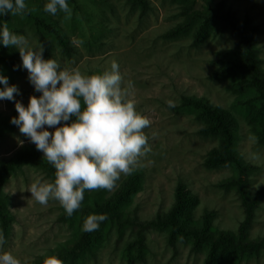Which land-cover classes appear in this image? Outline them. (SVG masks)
<instances>
[{
	"label": "rangeland",
	"instance_id": "obj_1",
	"mask_svg": "<svg viewBox=\"0 0 264 264\" xmlns=\"http://www.w3.org/2000/svg\"><path fill=\"white\" fill-rule=\"evenodd\" d=\"M213 1L221 2L240 20L247 17L256 27L264 69V0ZM149 2L151 10L140 16L126 0H41L68 34L74 51L66 57L54 49L46 56L33 30L22 20L24 31L14 38L18 48L14 85L0 90L3 114L42 97L41 116L0 140V160L23 145L38 144L44 156L54 157L66 181L76 184L92 173L93 186L106 187L107 195L134 170L143 175L142 187L127 209L134 221L120 233L110 230L94 257L82 264H204V252H192L186 242L171 246L165 230L147 225L171 206L179 178L196 195V218L204 210L212 211L213 226L231 232L242 221L238 193L231 184L223 183L233 172L229 167L204 165L217 139L199 135L202 120L193 112L175 108L183 96L203 97L237 120L238 148L252 165L246 185L252 194L260 193L249 234L264 237V145L257 143L245 116L234 107L228 78L214 75L218 52L235 46L238 36L229 31L211 34L197 46L190 35L168 39L163 35L182 19L178 7L169 0ZM96 72L102 73L103 82L93 118L94 142L104 136L119 101L134 112L124 131L136 135L138 141L113 151L100 149L90 165L78 149V130L64 119L67 105L79 96L83 79ZM3 189L14 222L9 236H0V264H32L38 255L71 237L72 229L57 218L72 197L59 193L40 170L24 167ZM139 232L145 242L142 261L134 243ZM239 264H264V255Z\"/></svg>",
	"mask_w": 264,
	"mask_h": 264
},
{
	"label": "trees",
	"instance_id": "obj_2",
	"mask_svg": "<svg viewBox=\"0 0 264 264\" xmlns=\"http://www.w3.org/2000/svg\"><path fill=\"white\" fill-rule=\"evenodd\" d=\"M40 1L0 0V90L14 85L18 68V48L14 38L21 36L24 31L22 20L29 24L46 56L49 57L54 49L66 57H70L74 51L66 31ZM54 1L67 3L69 0ZM126 1L132 10H138L140 16L151 10L149 0ZM169 1L176 4L182 19L163 35L168 39L190 35L192 44L197 46L211 34L220 35L226 31L237 34L235 46L218 52L214 75L228 78V90L235 95L234 107L245 116L257 143L264 145V69L255 40L256 27L247 17L240 20L221 2ZM102 82L101 72L86 76L80 86L79 96L65 110V124L78 130V149L87 157L90 165L100 149L113 151L118 146L138 141L136 135L124 131L127 120L134 112L123 101H119L110 114L104 136L94 142L93 118L100 106L98 87ZM41 107L40 96L12 113H0V140L17 127L39 118ZM175 108L178 111L193 112L202 120L203 125L197 130L199 135L217 139V145L209 151L204 165L213 168L229 167L232 170L233 175L223 183H229L236 189L244 216L232 232L218 230L213 226L212 211L204 210L196 218V195L179 178L174 187L171 206L167 211L157 214L147 225L165 230L167 243L171 246L178 241L186 242L192 252H204V264H239L264 255V237L251 238L249 234L260 193L252 194L246 185V177L252 165L244 159L238 148L237 120L228 110L198 96H183ZM26 166L40 170L59 193H68L72 197V202L63 207L57 218L72 229L71 237L38 255L32 264H82L94 257L110 230L116 229L120 233L134 221L127 209L135 193L142 187L141 171L131 172L112 194L107 195L106 187L93 186L92 173L76 184L70 183L56 168L53 156H44L38 144H27L15 150L10 157L0 160L2 239L9 236L14 222L9 197L3 188L11 176L22 173ZM134 243L137 245L139 260L142 261L145 248L142 233L136 235ZM130 249L129 245L126 253Z\"/></svg>",
	"mask_w": 264,
	"mask_h": 264
}]
</instances>
